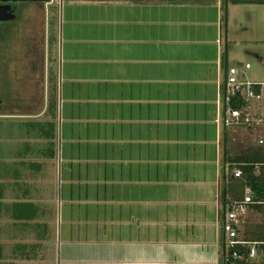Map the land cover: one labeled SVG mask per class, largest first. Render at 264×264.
Segmentation results:
<instances>
[{"label":"crops","instance_id":"crops-1","mask_svg":"<svg viewBox=\"0 0 264 264\" xmlns=\"http://www.w3.org/2000/svg\"><path fill=\"white\" fill-rule=\"evenodd\" d=\"M79 2L63 3L44 82L28 69L27 107L0 114L28 120L0 146L1 263H47L57 222L58 264H219L234 177L217 123L222 0Z\"/></svg>","mask_w":264,"mask_h":264},{"label":"rangeland","instance_id":"rangeland-1","mask_svg":"<svg viewBox=\"0 0 264 264\" xmlns=\"http://www.w3.org/2000/svg\"><path fill=\"white\" fill-rule=\"evenodd\" d=\"M70 0H56L55 5L58 8L55 18H52L53 28V42L54 49L57 52L61 48V25H62V12H63V3L69 2ZM87 0H80V4L88 3ZM102 3L101 10H104L106 4L110 3V0H90V2ZM201 1V0H197ZM223 49L224 53L228 52L229 58L228 63L230 66H242L246 62H249L252 66L251 69L247 71V76L249 80L252 81H264V3H253L251 5L241 3L239 7H233L231 9V15L229 18V26H226L227 21V5L233 3V0H223ZM228 3V4H227ZM83 6V5H80ZM110 8V7H109ZM107 8V9H109ZM101 16V12L98 11ZM36 23H33L34 26ZM7 37L0 38V56L4 57L5 52L8 55L15 58V63L11 60L10 62L5 63V69L3 70V64L0 65V90L5 94V97L9 101V106L6 111H1L2 113L13 112L15 110L24 111L28 105V95L31 92V83L28 80V64L26 61V52L25 49L29 47L28 44L24 41L25 33L30 35V28L25 26H20V23L12 24V27L7 28ZM26 29V30H25ZM33 29V28H32ZM36 33V32H33ZM39 34V32L37 33ZM39 36V35H38ZM228 38V39H227ZM57 57V56H56ZM24 60V61H23ZM26 81V82H25ZM21 98H24L23 100ZM57 108L58 101L57 97L54 100L53 109L50 111L51 116H55V125L56 130L58 127V118H57ZM19 122V123H18ZM25 122V123H22ZM51 130L53 129V124L50 126ZM28 136V120L19 119V120H1L0 122V137L4 139L0 143V146L7 144L5 141H8L9 138L19 137L22 140V137ZM56 132V141H57ZM1 138V139H2ZM2 139V140H3ZM253 138L243 133H234L232 137L229 138L230 150H233L235 153L239 150L247 148L248 146H253ZM22 144V143H21ZM20 144V145H21ZM250 220L252 223H259L262 221V216L250 211L249 213L243 211V215ZM57 219V218H56ZM58 221V220H57ZM57 222L53 225V230L55 229L54 234L52 235L50 248L48 250V261L45 264H58L59 260V248H58V234H57ZM25 235L21 234V237L18 234L17 236L14 233V237L11 238L10 246H12L15 241H24L28 243V229L24 230ZM243 225H240L239 236L242 237ZM8 240V234L6 235ZM55 239L57 241H55ZM18 247V248H17ZM256 249V248H255ZM25 251L22 248V245L16 246V249L13 251ZM11 255V251H8L7 255ZM14 254V253H12ZM258 261L257 257L254 259Z\"/></svg>","mask_w":264,"mask_h":264},{"label":"built area","instance_id":"built-area-1","mask_svg":"<svg viewBox=\"0 0 264 264\" xmlns=\"http://www.w3.org/2000/svg\"><path fill=\"white\" fill-rule=\"evenodd\" d=\"M252 66L249 62L242 66H229L226 69L224 81L221 84L219 113L217 123L220 130L229 138L234 133L248 134L253 138V146L264 148V81L248 79L247 71ZM238 107H233V103ZM242 175L240 169L233 171V176ZM252 201L251 191L245 196L244 201H235L227 208L222 225L226 246H250L247 256L232 253L235 260H254L257 251L254 244L243 241L239 236L241 218L246 211V204Z\"/></svg>","mask_w":264,"mask_h":264},{"label":"trees","instance_id":"trees-1","mask_svg":"<svg viewBox=\"0 0 264 264\" xmlns=\"http://www.w3.org/2000/svg\"><path fill=\"white\" fill-rule=\"evenodd\" d=\"M233 2L264 3V0H233ZM222 3H224L223 0ZM232 105L235 108L238 107L235 102ZM225 160L231 171L235 169L242 171L240 177L231 178L227 176V179L224 180L223 198L225 207L231 206L235 201H244L247 195L246 191L250 190L252 201L246 204V213L250 211L257 213L262 216V221L252 223L245 217V214L241 218L243 233L240 238L249 244H254L259 260H235L232 255L234 251L247 256L250 246L239 245L235 248H228L224 238L221 244L219 264H264V148L248 146L235 153L226 147ZM22 207H28V204L22 205ZM15 217L19 220L28 221V210L25 213L16 214ZM1 258L2 252H0ZM0 264H2L1 261Z\"/></svg>","mask_w":264,"mask_h":264},{"label":"flooded vegetation","instance_id":"flooded-vegetation-1","mask_svg":"<svg viewBox=\"0 0 264 264\" xmlns=\"http://www.w3.org/2000/svg\"><path fill=\"white\" fill-rule=\"evenodd\" d=\"M55 2L56 0H0V38L7 37V28L12 27V24L17 22L20 23V26L30 28V35L28 36V33H25L23 38L27 44L28 42L30 44L25 49L27 51L26 58H28L26 63L28 69L32 67L40 70L38 85L45 80V54L48 51L53 52L54 49V26L51 23L52 18H55L58 11ZM33 23H36V25L34 24L35 28L32 26ZM38 32L39 34H37ZM10 60L15 63L14 56L11 59L7 52H5L4 57L0 56V65L3 64V70L5 69V63L10 62ZM8 104V99L0 90V114L1 111L7 110Z\"/></svg>","mask_w":264,"mask_h":264}]
</instances>
